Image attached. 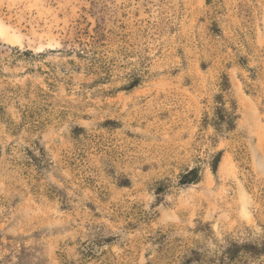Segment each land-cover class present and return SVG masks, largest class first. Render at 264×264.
<instances>
[{
    "label": "rangeland",
    "instance_id": "374dc122",
    "mask_svg": "<svg viewBox=\"0 0 264 264\" xmlns=\"http://www.w3.org/2000/svg\"><path fill=\"white\" fill-rule=\"evenodd\" d=\"M263 236L264 0H0V264Z\"/></svg>",
    "mask_w": 264,
    "mask_h": 264
},
{
    "label": "trees",
    "instance_id": "16d2710c",
    "mask_svg": "<svg viewBox=\"0 0 264 264\" xmlns=\"http://www.w3.org/2000/svg\"><path fill=\"white\" fill-rule=\"evenodd\" d=\"M101 35L97 34L96 38L93 39V43L90 45L91 49L100 45ZM221 81L219 85L221 94L214 101L217 106L213 107V116L210 120L208 118L204 120L216 132L223 129L226 131L234 130L237 121L236 104L234 101L228 100L229 80L224 75ZM196 232L209 237V226L199 225ZM214 243V250L206 245L191 243L192 246H186L172 264H264V236L253 241L239 242L234 239H226L223 244L216 241Z\"/></svg>",
    "mask_w": 264,
    "mask_h": 264
}]
</instances>
